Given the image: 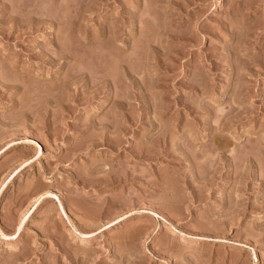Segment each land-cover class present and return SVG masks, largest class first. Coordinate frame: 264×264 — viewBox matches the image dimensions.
I'll return each mask as SVG.
<instances>
[{
  "label": "rangeland",
  "instance_id": "374dc122",
  "mask_svg": "<svg viewBox=\"0 0 264 264\" xmlns=\"http://www.w3.org/2000/svg\"><path fill=\"white\" fill-rule=\"evenodd\" d=\"M0 264H264V0H0Z\"/></svg>",
  "mask_w": 264,
  "mask_h": 264
}]
</instances>
